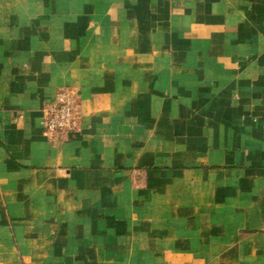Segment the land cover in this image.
I'll list each match as a JSON object with an SVG mask.
<instances>
[{
  "label": "crops",
  "instance_id": "1",
  "mask_svg": "<svg viewBox=\"0 0 264 264\" xmlns=\"http://www.w3.org/2000/svg\"><path fill=\"white\" fill-rule=\"evenodd\" d=\"M0 264H264V0H0Z\"/></svg>",
  "mask_w": 264,
  "mask_h": 264
},
{
  "label": "built area",
  "instance_id": "2",
  "mask_svg": "<svg viewBox=\"0 0 264 264\" xmlns=\"http://www.w3.org/2000/svg\"><path fill=\"white\" fill-rule=\"evenodd\" d=\"M79 93L75 88L58 89L41 108L40 126L48 142L57 144L63 134L78 130L80 124ZM22 119L19 115L14 121Z\"/></svg>",
  "mask_w": 264,
  "mask_h": 264
},
{
  "label": "rangeland",
  "instance_id": "3",
  "mask_svg": "<svg viewBox=\"0 0 264 264\" xmlns=\"http://www.w3.org/2000/svg\"><path fill=\"white\" fill-rule=\"evenodd\" d=\"M16 122V121H15Z\"/></svg>",
  "mask_w": 264,
  "mask_h": 264
}]
</instances>
